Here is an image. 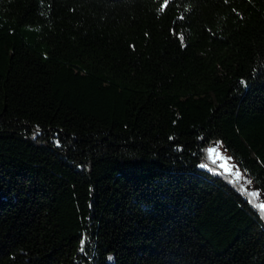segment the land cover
<instances>
[{"label":"trees","instance_id":"1","mask_svg":"<svg viewBox=\"0 0 264 264\" xmlns=\"http://www.w3.org/2000/svg\"><path fill=\"white\" fill-rule=\"evenodd\" d=\"M259 199L264 0H0V264H264Z\"/></svg>","mask_w":264,"mask_h":264},{"label":"rangeland","instance_id":"2","mask_svg":"<svg viewBox=\"0 0 264 264\" xmlns=\"http://www.w3.org/2000/svg\"><path fill=\"white\" fill-rule=\"evenodd\" d=\"M229 165H231V168L233 167V164H231L230 162H229ZM225 172L230 173L236 180L242 181V185H244L247 191H249L250 194H252L253 188L250 183V180L246 178L243 172L239 171L237 165H235V170L225 169ZM258 204L261 207V210L263 212V218H264V201L262 199H259Z\"/></svg>","mask_w":264,"mask_h":264},{"label":"water","instance_id":"3","mask_svg":"<svg viewBox=\"0 0 264 264\" xmlns=\"http://www.w3.org/2000/svg\"><path fill=\"white\" fill-rule=\"evenodd\" d=\"M255 190H257V189L255 188Z\"/></svg>","mask_w":264,"mask_h":264}]
</instances>
